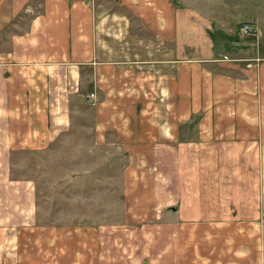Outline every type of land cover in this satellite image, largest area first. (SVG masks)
I'll return each instance as SVG.
<instances>
[{"label": "crops", "instance_id": "crops-1", "mask_svg": "<svg viewBox=\"0 0 264 264\" xmlns=\"http://www.w3.org/2000/svg\"><path fill=\"white\" fill-rule=\"evenodd\" d=\"M30 1L0 0V264H228L233 247V264H264L257 6L42 0L20 26ZM244 21L254 39L240 46ZM77 132L124 163L127 213L56 235L39 224L35 183L15 175L14 156Z\"/></svg>", "mask_w": 264, "mask_h": 264}, {"label": "rangeland", "instance_id": "rangeland-1", "mask_svg": "<svg viewBox=\"0 0 264 264\" xmlns=\"http://www.w3.org/2000/svg\"><path fill=\"white\" fill-rule=\"evenodd\" d=\"M41 2L42 0H31L17 23H21L20 26L26 25L41 9ZM248 2L254 3L259 9V15L264 18V0ZM245 23L254 25L252 21H244L238 27L240 46L254 39L253 34H241L240 28ZM12 28L20 30L17 24H13ZM87 113H90V109H87ZM89 118L87 116V121ZM94 142L87 133L77 132L72 133L67 142L55 141L49 148L38 151L23 150L14 156L15 175L25 176L35 183L39 224L61 229L62 233L56 235H65L64 228L80 224L94 229L102 223H121L127 213L122 204L124 197L121 168L124 163L119 162L118 158L111 164L108 154L112 149L88 146ZM202 245L204 257L205 253L208 254L205 248L207 243ZM234 248L229 253L228 258L231 261H227L228 264L238 261L239 256ZM200 260L207 264L206 260L202 262L204 258ZM65 263L70 264V261Z\"/></svg>", "mask_w": 264, "mask_h": 264}, {"label": "built area", "instance_id": "built-area-1", "mask_svg": "<svg viewBox=\"0 0 264 264\" xmlns=\"http://www.w3.org/2000/svg\"><path fill=\"white\" fill-rule=\"evenodd\" d=\"M240 32L241 34H246V33L254 34L255 32L254 26L252 25V23H245L244 25L241 26ZM90 96L95 97V93H91Z\"/></svg>", "mask_w": 264, "mask_h": 264}]
</instances>
